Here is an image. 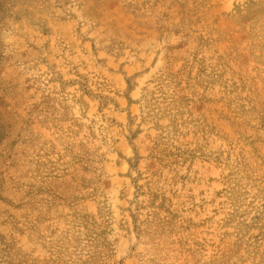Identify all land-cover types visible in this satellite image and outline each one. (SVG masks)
Here are the masks:
<instances>
[{
  "label": "rangeland",
  "instance_id": "374dc122",
  "mask_svg": "<svg viewBox=\"0 0 264 264\" xmlns=\"http://www.w3.org/2000/svg\"><path fill=\"white\" fill-rule=\"evenodd\" d=\"M0 264H264V0H0Z\"/></svg>",
  "mask_w": 264,
  "mask_h": 264
}]
</instances>
